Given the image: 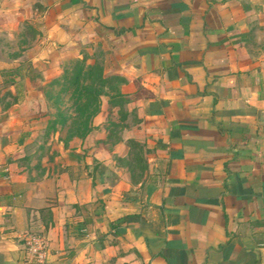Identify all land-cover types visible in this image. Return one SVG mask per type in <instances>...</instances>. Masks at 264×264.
I'll list each match as a JSON object with an SVG mask.
<instances>
[{"label": "crops", "instance_id": "1", "mask_svg": "<svg viewBox=\"0 0 264 264\" xmlns=\"http://www.w3.org/2000/svg\"><path fill=\"white\" fill-rule=\"evenodd\" d=\"M263 35L264 0H0V264H34L26 234L42 264H264ZM83 58L124 81L122 119L103 100L27 168L33 73Z\"/></svg>", "mask_w": 264, "mask_h": 264}, {"label": "trees", "instance_id": "2", "mask_svg": "<svg viewBox=\"0 0 264 264\" xmlns=\"http://www.w3.org/2000/svg\"><path fill=\"white\" fill-rule=\"evenodd\" d=\"M123 83L118 76L106 77L103 67L98 63L88 65L85 58L70 62L64 67L60 77L45 85L44 89L47 88V91L39 90L45 101L55 107L56 119L51 125L52 130L57 125L65 126L68 121H72L71 124L75 127L72 129V137L84 139L92 130L93 119L101 113L103 100L108 112L107 117H110L111 110L115 109L118 117L122 119V110L127 103L125 96L120 92ZM55 87H59V90L54 95ZM61 94L68 95L72 116L61 111ZM113 126L116 132L118 125Z\"/></svg>", "mask_w": 264, "mask_h": 264}, {"label": "rangeland", "instance_id": "3", "mask_svg": "<svg viewBox=\"0 0 264 264\" xmlns=\"http://www.w3.org/2000/svg\"><path fill=\"white\" fill-rule=\"evenodd\" d=\"M254 48L259 51L260 56H264V35L259 37V40L258 39L256 40V44ZM33 78H34V85H35L36 90L44 89L45 85L42 86L39 84V81H36L38 78L37 73H33ZM44 90L47 91L48 89L45 88ZM58 90H59V87L53 88V94L55 95L58 92ZM61 98H62L61 111L63 112V114H66V115L69 114L72 116L73 111L70 108L71 103L68 101V95L61 94ZM45 103H46L45 112L44 114H41L38 118L42 121L41 124H45L47 126L46 128L36 129L34 131V136L29 138L28 144H26L23 147L22 152H21V155L23 157L22 159L24 162L23 163L24 166H26L27 168L29 167L37 168V170L40 169L41 161L43 158L52 159L54 155H56L55 154L56 148L53 149V152L51 151L50 148L46 150L45 148L46 142L53 141L55 143L56 141H62L63 143H67L68 141H71L72 139H74V137H72L73 136L72 132L75 129V127L74 125L71 124L72 121H68V123L65 126L57 125L56 128L52 130L51 125L56 119L55 107L51 103H47V101H45ZM93 122H94V119L92 123Z\"/></svg>", "mask_w": 264, "mask_h": 264}, {"label": "built area", "instance_id": "4", "mask_svg": "<svg viewBox=\"0 0 264 264\" xmlns=\"http://www.w3.org/2000/svg\"><path fill=\"white\" fill-rule=\"evenodd\" d=\"M28 262L42 264L46 258L47 247L44 240L36 235L26 234L22 237Z\"/></svg>", "mask_w": 264, "mask_h": 264}]
</instances>
